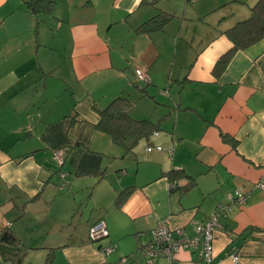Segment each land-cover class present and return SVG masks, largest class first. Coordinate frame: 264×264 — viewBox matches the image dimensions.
<instances>
[{
  "label": "crops",
  "instance_id": "obj_1",
  "mask_svg": "<svg viewBox=\"0 0 264 264\" xmlns=\"http://www.w3.org/2000/svg\"><path fill=\"white\" fill-rule=\"evenodd\" d=\"M25 1L0 0V234L12 233L22 264H145L158 223L194 241L218 207L210 264H264V38L215 70L233 49L225 31L257 0H54L50 13ZM161 12L172 15L162 29H138ZM120 95L155 126L131 148L97 128ZM237 188L248 196L227 210ZM98 220L108 236L91 242ZM200 246L173 264H202Z\"/></svg>",
  "mask_w": 264,
  "mask_h": 264
},
{
  "label": "trees",
  "instance_id": "obj_2",
  "mask_svg": "<svg viewBox=\"0 0 264 264\" xmlns=\"http://www.w3.org/2000/svg\"><path fill=\"white\" fill-rule=\"evenodd\" d=\"M27 8L33 12L50 13L54 7V0H26ZM168 13H158L142 23L138 29L141 31H153L162 29L171 19ZM233 43V49L224 54L215 64V70H220L233 50L245 48L255 41L264 38V0H257L250 8L247 18L237 22L234 26L225 31ZM130 101L125 96L113 98L102 110H99V122L97 128L108 135L118 144L127 148L134 146L141 138L148 136L155 130L154 124L147 119H135L127 113ZM223 139L229 140L223 135ZM176 175V174H175ZM175 184V181H172ZM189 184H193L189 182ZM124 193L117 198L119 202ZM0 258L2 261H9L11 264H22L25 257L24 252L17 246L15 238L9 231H2L0 234ZM51 257L48 255L45 264H50Z\"/></svg>",
  "mask_w": 264,
  "mask_h": 264
},
{
  "label": "built area",
  "instance_id": "obj_3",
  "mask_svg": "<svg viewBox=\"0 0 264 264\" xmlns=\"http://www.w3.org/2000/svg\"><path fill=\"white\" fill-rule=\"evenodd\" d=\"M135 76L137 80L148 82L149 77L145 71L140 68L135 69ZM157 134V132H155ZM152 149L160 150L161 146H148L147 151ZM52 159L59 167L58 176L60 179L59 188L62 189L68 186L67 170H62L61 167L64 164L63 153L60 149H54L52 151ZM264 187V185H259ZM247 192L241 188H237L233 194H229L228 203L225 208L232 210L234 206L242 204L247 198ZM220 207L211 212L206 222H196L194 225L196 237L194 241H191L182 228H176L174 231L165 223H158L153 229H151V237L148 242L142 245V252L145 259V264H158V258H165V264H173L177 258V253L181 249H187L192 243L201 242L200 249L198 250V256L202 264H210L213 258V240L215 229L220 228L218 222ZM174 233V234H173ZM89 240L91 242L100 240L108 236V230L105 223L102 220L94 222L88 230ZM100 251L104 256H107L114 252L115 245L109 244L100 246ZM230 258L234 263L239 261V256L236 248L232 247L230 252ZM103 264H127L126 258H120L113 263Z\"/></svg>",
  "mask_w": 264,
  "mask_h": 264
},
{
  "label": "clouds",
  "instance_id": "obj_4",
  "mask_svg": "<svg viewBox=\"0 0 264 264\" xmlns=\"http://www.w3.org/2000/svg\"><path fill=\"white\" fill-rule=\"evenodd\" d=\"M261 133L264 134V128L261 129ZM257 156L261 159L264 160V150H261L260 152L257 153ZM5 179L7 180L9 186H11L13 183H15V181L8 179L7 177H5Z\"/></svg>",
  "mask_w": 264,
  "mask_h": 264
},
{
  "label": "rangeland",
  "instance_id": "obj_5",
  "mask_svg": "<svg viewBox=\"0 0 264 264\" xmlns=\"http://www.w3.org/2000/svg\"><path fill=\"white\" fill-rule=\"evenodd\" d=\"M143 83H145L144 81H142ZM161 91H163V89H160ZM149 91H151L150 89H149ZM160 92V91H159ZM161 93V92H160ZM36 258V256H34V259Z\"/></svg>",
  "mask_w": 264,
  "mask_h": 264
}]
</instances>
